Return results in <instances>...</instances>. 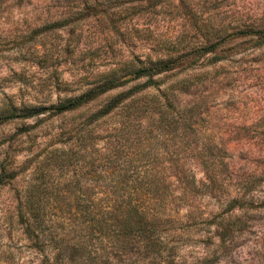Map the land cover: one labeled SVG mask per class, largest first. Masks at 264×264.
<instances>
[{
    "label": "rangeland",
    "instance_id": "rangeland-1",
    "mask_svg": "<svg viewBox=\"0 0 264 264\" xmlns=\"http://www.w3.org/2000/svg\"><path fill=\"white\" fill-rule=\"evenodd\" d=\"M166 60L176 67L148 92L171 86L173 108L126 135L123 155L160 177L202 161L201 184L176 203L190 220L171 224L160 251L138 264H264V0H0V172L3 162L20 170L0 185V255L31 257L14 217L28 185L51 193L80 179L72 193L93 189L85 133L120 114L89 117L148 80L135 70ZM110 80L130 83L54 113Z\"/></svg>",
    "mask_w": 264,
    "mask_h": 264
},
{
    "label": "trees",
    "instance_id": "trees-1",
    "mask_svg": "<svg viewBox=\"0 0 264 264\" xmlns=\"http://www.w3.org/2000/svg\"><path fill=\"white\" fill-rule=\"evenodd\" d=\"M175 67L176 60H166L135 70L134 79L148 80L119 93L89 117L90 123L97 124L120 114L119 121L102 132L96 131L94 125L85 133L91 140L95 168L92 190L72 193L71 186L80 190L85 186L77 179L74 184L68 182L62 191L51 193L32 183L17 196L16 234L31 257L22 261L16 256L9 259L0 255V264H138L139 255L151 259L160 251L170 236L167 231L171 224L190 220L191 212L182 214V207L176 203L199 191L201 182L194 168L202 161L190 164V174L184 177H160L150 174V163H135L122 151V139L131 136L138 126L150 123L159 114L169 116L172 87L158 89L156 94L148 90L156 87V74ZM129 83L130 80L107 81L58 103L54 113L75 111ZM185 87L183 83L180 92ZM146 146L151 149L152 143L148 141ZM19 174V169L9 170L3 162L0 185L17 179Z\"/></svg>",
    "mask_w": 264,
    "mask_h": 264
}]
</instances>
